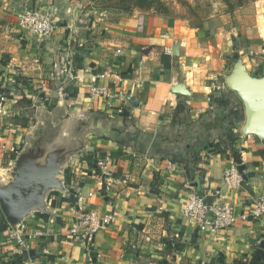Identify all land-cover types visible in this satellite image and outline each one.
<instances>
[{
    "label": "crops",
    "instance_id": "crops-1",
    "mask_svg": "<svg viewBox=\"0 0 264 264\" xmlns=\"http://www.w3.org/2000/svg\"><path fill=\"white\" fill-rule=\"evenodd\" d=\"M25 4L50 12L51 36L19 29ZM88 5L0 0V183L26 151L68 153L64 189L48 191L42 210L1 231L0 209V264H264V216L249 215L264 198V145L241 133L243 105L226 86L238 60L264 77V1L203 18L174 16L167 4L129 13ZM108 153L101 174L96 162ZM232 165L245 166L240 187L224 181ZM192 193L231 205L233 223L200 232L182 215ZM78 196L101 219L89 248L71 239Z\"/></svg>",
    "mask_w": 264,
    "mask_h": 264
},
{
    "label": "water",
    "instance_id": "water-1",
    "mask_svg": "<svg viewBox=\"0 0 264 264\" xmlns=\"http://www.w3.org/2000/svg\"><path fill=\"white\" fill-rule=\"evenodd\" d=\"M226 86L243 105L245 120L241 133L255 136L264 145V77H250L238 60L226 79ZM172 91L186 94L181 86L174 87ZM67 155L65 151L45 153L38 148L18 157L10 177L0 183V209L9 226L17 227L26 217L42 210L48 191L64 189L60 173L61 163ZM239 170L244 174L245 166L241 165Z\"/></svg>",
    "mask_w": 264,
    "mask_h": 264
},
{
    "label": "built area",
    "instance_id": "built-area-1",
    "mask_svg": "<svg viewBox=\"0 0 264 264\" xmlns=\"http://www.w3.org/2000/svg\"><path fill=\"white\" fill-rule=\"evenodd\" d=\"M16 22L20 30L30 32L42 39L51 36L55 30L54 20L49 11L38 8L32 9L26 4L19 7L16 13ZM261 55H264V50L261 51ZM114 79L117 83L121 82V77L118 75ZM91 93L96 96L110 97V95H106L107 89L105 88L93 87ZM111 160L112 155L109 153L97 159L96 166L101 174H104V171H106L107 173L105 172V174L108 175V165ZM224 181L235 187H240L242 177L239 166L232 165L226 172ZM76 204H78L79 213L76 227L70 230L71 239L82 241L89 248L101 228V219L95 210L85 207L80 196L77 197ZM182 215L188 222L194 224L200 232L215 233L221 229L228 228L233 223L234 208L228 204L218 203L215 199V194L201 195L199 193H192L183 204ZM249 215L254 219H260L264 216V198L260 197L257 199ZM10 228L12 227L10 226ZM35 235L41 236L42 234L36 233ZM10 237L21 248L28 249L17 230ZM28 264H37V262L29 259Z\"/></svg>",
    "mask_w": 264,
    "mask_h": 264
},
{
    "label": "rangeland",
    "instance_id": "rangeland-1",
    "mask_svg": "<svg viewBox=\"0 0 264 264\" xmlns=\"http://www.w3.org/2000/svg\"><path fill=\"white\" fill-rule=\"evenodd\" d=\"M163 4H167L172 9L174 16H196L203 18L208 12L216 9L217 12L223 9L224 6L231 5L233 9L240 6L250 5L255 1L264 0H160ZM213 4L216 6L214 7ZM120 5L119 0H89V8L95 10H115ZM177 13V15L175 14ZM6 221V220H5ZM10 227V226H9Z\"/></svg>",
    "mask_w": 264,
    "mask_h": 264
},
{
    "label": "trees",
    "instance_id": "trees-1",
    "mask_svg": "<svg viewBox=\"0 0 264 264\" xmlns=\"http://www.w3.org/2000/svg\"><path fill=\"white\" fill-rule=\"evenodd\" d=\"M119 1H120V5L115 10L125 13H129L133 9L148 10L155 8L156 10H158L163 8V3L160 0H119ZM232 158L234 159V162L236 164L240 165L242 163L240 157L236 153L232 154ZM65 174L67 175V173ZM5 228H9V225L4 219L1 231L5 230Z\"/></svg>",
    "mask_w": 264,
    "mask_h": 264
}]
</instances>
